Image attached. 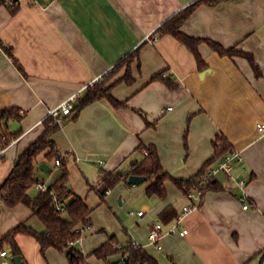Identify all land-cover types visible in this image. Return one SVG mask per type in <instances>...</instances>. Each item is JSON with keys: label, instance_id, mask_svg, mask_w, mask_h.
Here are the masks:
<instances>
[{"label": "crops", "instance_id": "obj_1", "mask_svg": "<svg viewBox=\"0 0 264 264\" xmlns=\"http://www.w3.org/2000/svg\"><path fill=\"white\" fill-rule=\"evenodd\" d=\"M9 1L17 3L16 9L0 5V109L17 106L25 115L19 126L23 134L0 154V186L43 134L50 110L73 94L83 97L96 79L104 80L125 105L114 107L107 98L92 102L51 136L67 158L68 185L93 209L75 243L87 264H109L92 252L113 235L120 241L122 224L111 212L113 205H130L134 192L142 199V188L134 185L146 183L144 191L148 185L121 181L102 198L105 171L130 168L144 157L138 149L144 144L156 146L163 167L173 176L188 178L213 157L218 135L244 156L233 172L239 173L243 165L250 169V208H244L242 189L221 173L215 187L205 191L200 207L185 217L189 232L165 235L163 249H158L148 238L152 222L160 219L169 227L177 215L165 221L161 213L171 206L178 214L190 201L168 180L166 197L148 195L142 202L138 212L144 214L137 212V226L128 228L126 242L133 237L162 264H264V133L258 128L264 124V0L202 2L181 27L190 36L252 53L260 76L247 58L221 55L207 41L199 45L201 64L175 35L158 32L199 0ZM137 49L131 64L134 81H118L127 65L116 73L114 67ZM45 153L38 157L37 171L41 182L49 184L60 172L40 168L48 162ZM38 191L35 185L30 194ZM100 213L108 218H100ZM22 222L45 230L29 206L9 207L0 197V239ZM16 240L26 264H70L55 247L43 253L32 235L20 233Z\"/></svg>", "mask_w": 264, "mask_h": 264}, {"label": "trees", "instance_id": "obj_2", "mask_svg": "<svg viewBox=\"0 0 264 264\" xmlns=\"http://www.w3.org/2000/svg\"><path fill=\"white\" fill-rule=\"evenodd\" d=\"M221 1L223 0H199L167 20L159 28L158 32L161 34L171 33L175 35L193 51L201 64H203L204 60L199 51V45L202 41H207L221 55H237L247 58L256 75L260 76L261 71L259 65L252 53L236 47L226 48L214 40L193 37L182 31V24L200 3L217 4ZM1 4H7L14 9L17 7V3L13 5L14 2L12 4L9 0H0ZM11 55L14 57L17 66L23 70L18 59L13 53ZM138 55L139 51L137 49L116 64L112 71L113 73H116L121 67L127 65L125 75L119 78L118 81H126L129 83L134 81L131 64ZM157 77L159 76L156 75L153 79ZM104 84V80H101L96 82L94 86H89L86 94L80 98L78 104L74 107L72 114L65 116L64 123L68 119L76 118L80 110L86 105L103 98H107L114 107L124 106L125 102L119 101L112 94V85L105 87ZM138 111L147 120L146 114L140 109ZM24 115L25 112L17 106L0 109V152L23 134L22 127L14 130L11 124L14 121L20 123ZM43 124L45 126L43 134L31 143L19 157L8 177L1 184L0 197L9 207H14L18 203H24L29 206L33 214L41 219L45 225V230L39 231L29 226L26 222H22L0 239V252L7 249L13 256L21 255L23 257L21 248L16 240V236L23 233L34 236L41 244L43 253L49 247H55L67 255L70 264H87V256L76 247L75 243L81 239L84 228L89 225V215L93 209L68 185L69 169L67 158L60 153L55 140L51 138L62 125L52 115H48L43 121ZM145 147L148 150V154H145L143 151ZM214 147L215 154L205 163L198 173L188 178H182L173 176L163 167L158 149L155 145L147 146L140 144L138 149L142 150L144 157L132 162L129 174L147 177L146 181L148 185L145 191L149 196L158 195L161 198L166 197L168 195L166 181L168 180H171L180 189L188 192L192 188L199 186L202 175L214 162L232 150V145L222 135L216 137ZM44 152H46L45 156L47 161L53 163V169L58 168L60 173L48 184L49 187L47 190H39L36 195H31L30 190L35 187L37 182L41 181V177L37 171V161L39 155ZM58 159L60 160V165L55 164V161ZM129 174L124 175L122 170L105 171L103 184L100 188L102 198H104L108 190L115 188L121 181H127ZM215 185L216 182L210 184L206 190L214 188ZM59 205L63 207L62 210L58 208ZM175 215H177V212L171 206H168L161 213V217L165 221H169ZM92 254L108 261L109 264L119 262L124 254H127L126 264H162L157 258L149 254L143 246L136 244L133 237H129L126 243H121L118 237L113 235L96 248ZM114 256H118L116 261L111 260ZM24 262L26 264L25 260Z\"/></svg>", "mask_w": 264, "mask_h": 264}, {"label": "built area", "instance_id": "obj_3", "mask_svg": "<svg viewBox=\"0 0 264 264\" xmlns=\"http://www.w3.org/2000/svg\"><path fill=\"white\" fill-rule=\"evenodd\" d=\"M164 76H167V73H164ZM97 81L99 80L96 79L95 82ZM80 97H81L80 93L71 95L61 104H59L57 107L52 108L49 112V115L55 117L57 122L63 125L65 116L72 114L75 104L80 99ZM258 128L262 133H264V124L259 123ZM143 151L145 154H148L147 148H144ZM243 161H244V156L241 150L232 148V150L229 153H227L224 157L219 159L215 165L210 166L206 170V172L202 175L199 186H197L196 188H192L191 190L186 192L190 201L178 212L173 224H171L169 227H165L164 223L160 219L154 220L152 222L151 229L148 234L150 243L155 245L158 249H163L162 239L165 235L167 234H178L182 236L186 235L189 232V229L184 224L185 217L189 213L200 207L206 188L210 184L217 182L218 176L221 173H224L227 176H229V178L233 180V182L240 189H242L243 193L241 199L244 202V208L246 209L250 208L251 202L246 192L247 185L250 181V169L247 165H243L239 173L233 172V167L235 163L237 162L241 163ZM55 164L60 165V160L59 159L56 160ZM48 187L49 185L46 182L39 181L36 183V188L38 190H47ZM109 191L110 190H108V192ZM58 208L60 210L63 209V207H61L60 205L58 206ZM138 214L143 215L144 210H140ZM135 243L141 245L140 243L137 242V240H135ZM13 257L14 256L7 249L2 250L0 252V264H16ZM126 260H127V254H124L119 262L113 264H126Z\"/></svg>", "mask_w": 264, "mask_h": 264}, {"label": "rangeland", "instance_id": "obj_4", "mask_svg": "<svg viewBox=\"0 0 264 264\" xmlns=\"http://www.w3.org/2000/svg\"><path fill=\"white\" fill-rule=\"evenodd\" d=\"M45 176V175H44ZM146 185V183H143V184H141V185H134L135 187L134 188H136V187H138V188H142L141 190L143 191V198L141 199V196H140V194L139 193H137V192H134V193H132L133 194V201H132V203L130 204V205H127V204H125V205H123V206H120L119 204H114L113 205V210L112 209H109L111 212H114L113 214L115 215V218H117V220L119 221V223L121 222V233H123V234H121L119 237H120V241L122 240V242L121 243H125L126 242V239H127V235H126V231H128V228H130L131 226H137L136 225V221L138 220L137 218V212H138V209H139V207L141 206V204H142V202L145 200V198H148L147 196L148 195H146V193H145V191H144V186ZM122 195V194H121ZM108 211V210H107ZM134 212V214H136V215H130V212ZM116 212V213H115ZM109 213V212H108ZM110 214V213H109ZM126 217H128L129 219H130V221L128 222H125V224L124 223H122V222H124V220H125V218ZM100 218H103V219H107L108 218V216L107 215H105V213H100ZM121 220V221H120ZM128 226V227H127ZM125 231V232H124Z\"/></svg>", "mask_w": 264, "mask_h": 264}, {"label": "water", "instance_id": "obj_5", "mask_svg": "<svg viewBox=\"0 0 264 264\" xmlns=\"http://www.w3.org/2000/svg\"><path fill=\"white\" fill-rule=\"evenodd\" d=\"M206 71L207 70H204L202 72V75H204L206 73ZM11 125H12L14 130H17L20 126V123L18 121H14ZM40 168L45 172H50L53 169V167L48 162L41 163ZM122 173L124 175H128L130 173V168L123 169ZM146 180H147V177H145V176H140V175H135V174H129V176H128V182L130 184H141ZM70 251H71V249H70ZM13 258H14V261L16 264H25L21 255H15Z\"/></svg>", "mask_w": 264, "mask_h": 264}]
</instances>
